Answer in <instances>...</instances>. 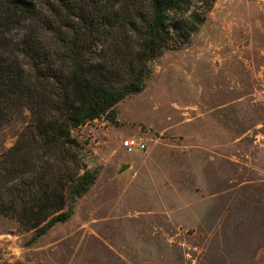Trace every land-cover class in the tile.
<instances>
[{"label":"rangeland","instance_id":"rangeland-1","mask_svg":"<svg viewBox=\"0 0 264 264\" xmlns=\"http://www.w3.org/2000/svg\"><path fill=\"white\" fill-rule=\"evenodd\" d=\"M151 65L115 121L72 130L97 177L68 220L34 239L0 214V263L264 264V0H215ZM29 120L0 129V154Z\"/></svg>","mask_w":264,"mask_h":264},{"label":"trees","instance_id":"trees-1","mask_svg":"<svg viewBox=\"0 0 264 264\" xmlns=\"http://www.w3.org/2000/svg\"><path fill=\"white\" fill-rule=\"evenodd\" d=\"M214 2L0 0V129L30 112L0 154V214L34 239L68 220L97 177L72 130L115 121L152 62L186 44Z\"/></svg>","mask_w":264,"mask_h":264},{"label":"built area","instance_id":"built-area-1","mask_svg":"<svg viewBox=\"0 0 264 264\" xmlns=\"http://www.w3.org/2000/svg\"><path fill=\"white\" fill-rule=\"evenodd\" d=\"M123 146L129 151V152H133L136 150H145L147 147L146 142H144L143 140H140L137 137H128L125 139V141L123 142Z\"/></svg>","mask_w":264,"mask_h":264},{"label":"water","instance_id":"water-1","mask_svg":"<svg viewBox=\"0 0 264 264\" xmlns=\"http://www.w3.org/2000/svg\"><path fill=\"white\" fill-rule=\"evenodd\" d=\"M127 167H128V165H123L122 168H121V171L125 170Z\"/></svg>","mask_w":264,"mask_h":264}]
</instances>
